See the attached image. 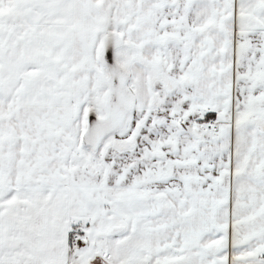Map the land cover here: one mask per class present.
Wrapping results in <instances>:
<instances>
[{
	"label": "snow or ice",
	"instance_id": "snow-or-ice-1",
	"mask_svg": "<svg viewBox=\"0 0 264 264\" xmlns=\"http://www.w3.org/2000/svg\"><path fill=\"white\" fill-rule=\"evenodd\" d=\"M0 264H264V0H0Z\"/></svg>",
	"mask_w": 264,
	"mask_h": 264
}]
</instances>
